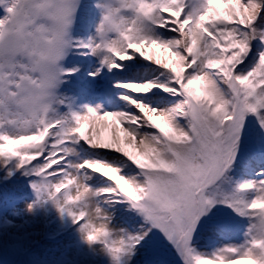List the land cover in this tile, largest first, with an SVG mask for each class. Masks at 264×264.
<instances>
[{"label":"snow or ice","instance_id":"1","mask_svg":"<svg viewBox=\"0 0 264 264\" xmlns=\"http://www.w3.org/2000/svg\"><path fill=\"white\" fill-rule=\"evenodd\" d=\"M0 6L5 10L0 40L17 34L26 41L0 68V162L7 168L14 161L15 170L34 176L36 200L28 205L29 211L37 202H53L62 216L80 225L89 244L103 242L117 264L122 253L134 255L153 230L169 240L177 255L184 253V264H264V178L240 183L231 192L218 183L226 180L235 160L246 115L258 114L264 128V51L250 70L238 67L247 59L252 39L264 46V29L256 27L264 0H204L202 10L187 15L185 0H119V7L98 3L104 14L97 35L86 42L66 39L75 0H0ZM152 26H171L178 38H153L147 34ZM69 45L85 49L86 55L106 53L102 63L109 70L138 54L168 70L175 86L154 82L140 89L132 82L118 86L140 93L161 87L182 99L160 109L124 96L143 105L131 104L138 114L86 106L70 120H51L48 113L57 111L54 105L64 103L56 90L65 73L59 62ZM133 117L155 134L139 135L132 127L137 124L130 122ZM79 141L122 154L139 174L122 175L120 167L105 161L73 165L67 159L74 151L69 145ZM69 169L114 172L105 177L114 186L94 191L81 179L90 177ZM70 185H75V194L65 191ZM102 193L127 201L143 217L138 233L118 244L107 242L109 218L100 208L90 213L83 203ZM217 204L249 219V247L238 254L229 248L230 256L195 254L194 233Z\"/></svg>","mask_w":264,"mask_h":264},{"label":"rangeland","instance_id":"2","mask_svg":"<svg viewBox=\"0 0 264 264\" xmlns=\"http://www.w3.org/2000/svg\"><path fill=\"white\" fill-rule=\"evenodd\" d=\"M98 3L119 7V0H75L76 10L72 17V23L68 28L66 39L71 42L88 41L97 35V28L104 14ZM185 14L202 10L204 0H185ZM3 10H0L2 14ZM129 18L133 17L127 12ZM258 30L264 29V13L257 21ZM171 26L161 28L152 26L147 33L153 38L170 40L178 38V33L172 32ZM23 39L24 48L25 39ZM250 53L239 70L246 72L257 62L258 54L264 51V46L257 39L250 41ZM86 50L69 45L65 49V56L59 62L60 68L65 70L61 75L57 88V95L64 101L63 105H54L57 111H50L48 117L51 120L57 118L71 119L69 113V101L76 98L81 90L84 95L92 99V94H102L115 87L118 83L129 82L132 77L138 89L151 87L146 82L159 83L169 87L175 86L172 74L168 70L148 61L138 54L133 59L118 61L122 67L109 70L102 63L106 53L85 54ZM26 54V53H25ZM38 58V57H36ZM18 59H20L18 57ZM22 62L27 63L26 60ZM0 68L2 65L0 63ZM1 75H3L2 71ZM67 74V75H66ZM73 78H79L87 86L76 82ZM78 84L82 89L78 88ZM206 87V85H203ZM221 87L226 88L225 85ZM107 93V94H108ZM106 94V96H108ZM102 95L100 97H102ZM105 95V94H104ZM99 97V96H98ZM96 99V98H93ZM181 97L165 92L163 88L157 87L148 93L138 92V101H142L152 107L167 109L176 104ZM105 102L102 105L105 106ZM94 104L92 107L100 111H109L106 106ZM138 107H143L139 105ZM3 109L0 108V112ZM86 111V107L81 113ZM132 114H138V110ZM11 116V114H9ZM137 124L132 127L138 134L151 136L156 130L146 124L138 125L135 117L130 121ZM9 130L14 131L15 125H9ZM74 149L67 159L73 165L83 163L85 160L107 162L113 166L120 167L122 175L137 176L140 170L122 154L110 150H102L91 147L87 142L79 141L69 145ZM159 147V145H158ZM152 162H155L150 157ZM255 160H260L262 167H253ZM263 162V163H262ZM15 162L8 164L7 168L0 162V264H117L105 249L103 242L89 244L84 234L79 230L80 225L74 224L71 217L63 216L51 201L47 203L37 202L32 209L36 197L31 187L34 176L23 175L22 171L15 170ZM13 174L8 177L7 172ZM78 174H86L90 179H81L94 191L101 188L114 186L113 182L105 178L115 173H95L90 169L75 170ZM246 175V177H245ZM226 180L221 182L229 192L243 182L257 181L264 178V128L261 127L258 114H247L240 134V144L235 160L231 168L225 173ZM75 185H70L69 194ZM63 196V193L61 194ZM87 210L95 212L101 209V214L109 218L110 235L107 238L109 244L118 242L129 235L138 233L144 225L143 217L132 209L127 201L118 197L109 198V194L102 193L93 195L88 201ZM81 205H72L78 207ZM95 222V221H94ZM103 222V221H101ZM250 221L247 217L237 215L233 209L217 204L209 217L204 218L198 225L193 239V252L199 255L225 256L233 255L228 252L229 248L237 249V254L249 247L251 235L248 231ZM244 234L243 236L241 234ZM233 235V236H232ZM241 235V236H240ZM184 253L177 255V249L158 230H153L140 244L136 246L135 254L128 252L121 254L119 264H184L181 257ZM186 259V257H185Z\"/></svg>","mask_w":264,"mask_h":264},{"label":"bare ground","instance_id":"3","mask_svg":"<svg viewBox=\"0 0 264 264\" xmlns=\"http://www.w3.org/2000/svg\"><path fill=\"white\" fill-rule=\"evenodd\" d=\"M0 10L2 11V14H0V17L5 15V10L3 6H0ZM23 39L20 35L13 34L11 36L5 37L3 40H0V63L2 67L6 66L7 58L10 52L13 50H21L23 45ZM0 76L1 72H0ZM129 82H133V78L129 77ZM129 82H121L118 83L115 87H113L110 90V93L108 91L103 93V96L101 98L96 99H89L87 95H84L83 92H80L76 95V98L69 101V113L72 115V113H81V110L85 108L86 106L92 107L94 104L102 105V102H105L106 108H109V111H123L127 113H133L135 111V107L133 105L139 106L137 102L134 99H123L124 96H130L132 98H135L138 100V91H134V89H125L123 87H119L118 85H121L123 83H129ZM135 89H138L137 85L134 83ZM134 91V92H132ZM108 93V94H107ZM105 94V95H104ZM106 94L108 96H106ZM133 104V105H131ZM103 106V105H102ZM103 106V107H105ZM70 115V116H71ZM255 164L253 167H262L259 162L260 160H255ZM263 163V162H262ZM246 177V175H245ZM244 235L243 233L241 234ZM240 235V236H241ZM233 236V235H232Z\"/></svg>","mask_w":264,"mask_h":264}]
</instances>
